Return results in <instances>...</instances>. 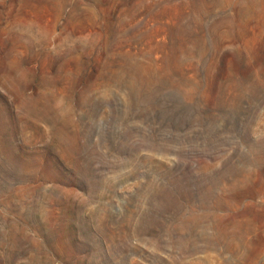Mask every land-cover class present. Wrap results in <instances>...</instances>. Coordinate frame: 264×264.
Returning a JSON list of instances; mask_svg holds the SVG:
<instances>
[{
	"label": "rangeland",
	"instance_id": "374dc122",
	"mask_svg": "<svg viewBox=\"0 0 264 264\" xmlns=\"http://www.w3.org/2000/svg\"><path fill=\"white\" fill-rule=\"evenodd\" d=\"M0 264H264V0H0Z\"/></svg>",
	"mask_w": 264,
	"mask_h": 264
}]
</instances>
